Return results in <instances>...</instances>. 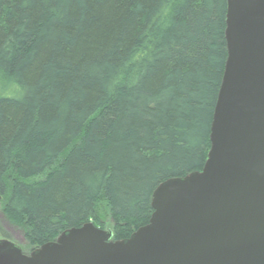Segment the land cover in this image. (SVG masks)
I'll return each mask as SVG.
<instances>
[{
	"label": "trees",
	"instance_id": "obj_1",
	"mask_svg": "<svg viewBox=\"0 0 264 264\" xmlns=\"http://www.w3.org/2000/svg\"><path fill=\"white\" fill-rule=\"evenodd\" d=\"M227 0H0V196L41 246L105 203L115 239L162 182L201 171Z\"/></svg>",
	"mask_w": 264,
	"mask_h": 264
},
{
	"label": "water",
	"instance_id": "obj_2",
	"mask_svg": "<svg viewBox=\"0 0 264 264\" xmlns=\"http://www.w3.org/2000/svg\"><path fill=\"white\" fill-rule=\"evenodd\" d=\"M227 4L228 57L202 170L158 185L149 223L127 239L92 222L29 255L0 239V264H264V0Z\"/></svg>",
	"mask_w": 264,
	"mask_h": 264
},
{
	"label": "rangeland",
	"instance_id": "obj_3",
	"mask_svg": "<svg viewBox=\"0 0 264 264\" xmlns=\"http://www.w3.org/2000/svg\"><path fill=\"white\" fill-rule=\"evenodd\" d=\"M6 204H7V200L3 196H1V198H0V239L1 240L6 239V240H10V241L14 242L16 245H18L22 249V251L25 254L29 255L31 252H33L35 249L39 248L40 246L35 247L33 244L30 243L27 236L25 235V233L20 228H16L15 226L14 227L11 226L5 220L4 210H5ZM98 210H99L98 211V215H99L98 220L103 225L97 226V227L110 231L112 233V239L116 240L115 239V223H114V221H113V219L109 213V209L107 208L105 203L102 202L99 204ZM90 222H92V221H90Z\"/></svg>",
	"mask_w": 264,
	"mask_h": 264
}]
</instances>
